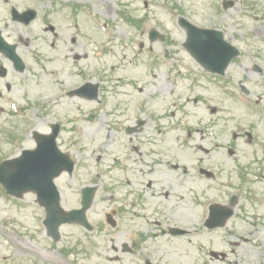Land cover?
Wrapping results in <instances>:
<instances>
[{
    "label": "rangeland",
    "instance_id": "374dc122",
    "mask_svg": "<svg viewBox=\"0 0 264 264\" xmlns=\"http://www.w3.org/2000/svg\"><path fill=\"white\" fill-rule=\"evenodd\" d=\"M230 1L233 6L224 9L223 0H67L57 3L56 13L45 14V10L54 7L47 0H0V28L10 27L6 34L12 35L17 25L9 15L11 6L19 10L29 6L38 9V19L27 28L33 35L46 30L45 25L56 26L60 33L59 41H55L54 35L48 31L47 35L41 36L43 39L39 38L33 44L36 46L38 42L46 56L44 58L53 54L51 57L54 62L42 59V64L39 65L33 61L31 53L21 50L22 47L19 51L21 55L22 52L28 53L26 57L34 67L32 72L28 71L30 78L26 84L33 90L29 92L30 98L25 96L27 102L24 105L27 109L24 112L12 113V106L8 103L10 93H3L5 85L8 82L12 84V81L0 79V93L7 95L0 96V162L8 156L18 154L22 149L32 148L34 139L30 134L33 130L47 132L49 124L59 122L63 127L59 141L61 145L72 147L75 153L83 154L76 172L78 181L73 180L74 189L70 190L65 184L62 185L65 197L70 202L67 205H78L79 185L97 175L98 167L102 168V182H111L113 178L112 183L101 188L90 215L93 224L99 227L100 223H105L106 228H97L93 233L77 226L62 229L63 242L58 245L57 251L60 252L66 246L73 248L69 259L71 264H136L132 256H120L119 261L117 257L111 256L110 241L106 240L114 238L118 244L125 241L132 231L154 233L159 229L161 232L162 228L169 225L192 226L196 213L191 208L196 203V207H202L200 200H208V195L212 196L211 199L215 198L212 182L208 184L203 181L202 192H199V186L197 193L189 190V186L195 184L194 177L188 175V172H197L195 164L201 160L205 148L203 123L216 116L214 106L217 105L221 111L220 127L226 135L231 127L227 109L238 117H241L245 109L236 101H214V97L221 94V83L236 90L245 71L250 76L255 74L252 66L254 62H259L264 70V0ZM85 4L90 8L91 20L80 11ZM78 5L81 6L77 7ZM121 12H127L140 20V27L132 25L134 23H130L125 16L123 19ZM180 16L198 26L221 29L226 38L240 50L238 61L231 64L225 76H220L215 88L212 82L216 79L205 73L207 79L203 78L202 83L198 75L189 74L191 87L181 74L177 76L178 71L189 70L190 67L196 70L183 46L186 35L179 25ZM77 27L83 29L81 33L85 36L86 47L78 42L76 47L68 41V35L78 30ZM152 28L165 34V43L159 40L150 42L147 34ZM51 41L56 43L55 47L51 46ZM68 43L73 47L74 54L63 59L62 52L64 49L68 51ZM83 50L85 59H76V55ZM165 50L168 51L169 58L165 57ZM71 72H74L73 75ZM86 74H90L94 82L100 77L99 81L105 87L103 93L107 107L104 104L100 106L97 102L79 103L77 99L62 97L64 87L71 83L72 86L80 84ZM194 76H197V81ZM259 77L264 79V72ZM249 84L263 91L258 94L260 97L254 98L259 103H264V96H261L264 88L256 81ZM40 92L39 103H28ZM18 99L24 102L23 97ZM42 101L45 102L43 105ZM118 106L123 113L127 112L126 116L121 117L137 113L148 123V119L153 118L146 125L147 128L150 127L149 133L145 132L141 140L143 156L133 155L138 159L142 158L143 164L141 167L137 164L136 168L140 171H134L135 177L129 178L133 185V191L129 190L131 193L125 192V187L119 183L120 180L127 186V179L120 171L124 156L117 162L120 169L115 165L108 166L113 164L118 154L124 153V150H118L120 140L125 144L128 139L124 126L110 130V126H113L112 114L116 113ZM177 106L179 111L175 110ZM91 111L99 113L90 122L87 117ZM164 127V136H159L156 130ZM187 127L197 130L193 135L190 132L192 137L187 133ZM151 132H154L158 141L150 139ZM12 134L16 136L13 137ZM106 134H115L119 141L114 137L108 139ZM14 139H18V143ZM190 148L199 150L196 159L187 152ZM206 153L209 154L210 151ZM157 156L166 160V166L160 162L155 168V162L151 161H156L154 157ZM147 162L152 163V169L147 166ZM204 165L208 169L214 166L213 153L204 158ZM145 170L151 173L146 175ZM150 182L152 185L148 187ZM126 199L131 204L123 207L120 214H115L113 210L125 203ZM135 211L139 212L137 216ZM43 213L37 207L33 195H27L24 200H16L7 196L0 187V264H31L30 260L40 259V250L37 249H50V240L42 225ZM109 215L115 222L114 226L107 222ZM206 237L216 248H226L222 234H207ZM18 248L20 251H16ZM147 248L155 260L162 259L166 253L164 262L167 264L169 261L171 264H192L196 254L193 238L159 235L148 240ZM239 256V251L236 255L229 252L224 260L214 258L211 264H227L229 261H236ZM244 260L242 257V264H246Z\"/></svg>",
    "mask_w": 264,
    "mask_h": 264
},
{
    "label": "flooded vegetation",
    "instance_id": "af4514ba",
    "mask_svg": "<svg viewBox=\"0 0 264 264\" xmlns=\"http://www.w3.org/2000/svg\"><path fill=\"white\" fill-rule=\"evenodd\" d=\"M55 12H57V10H54V13ZM24 28L26 27L16 25L12 35L6 34V31L8 29L10 30V27L1 30L2 35L10 44L18 45L16 49L17 52L20 51L21 47H24L23 44L26 45V43L30 42L28 41V39L27 41L24 42V40H26L25 37L29 36V34H27V31ZM30 37L31 36H29V38ZM32 37L34 36L32 35ZM55 40H58L57 35ZM68 41L70 42L71 45L76 47L78 46V43L84 44L83 47L87 46L84 41V38H81L80 41H77L76 37L72 36L71 34L70 37L68 38ZM76 41L78 43H76ZM55 45L56 43L51 41V46L55 47ZM67 48H68L67 52L65 49L62 52L64 54L63 59L65 57L68 58L71 54H74V49L72 46H69V43ZM79 54L81 55V57H77L76 55V59L82 57L85 59V56H83L85 54V50H83ZM21 56L23 58L24 54ZM44 57L46 56L43 54L40 57H35L34 59L35 61H38V59H43V60L50 59V61L52 60V62L55 61L52 59L51 56H47V58ZM2 62H7L8 64H10L12 70L11 72L6 71V75L4 76V78L6 76L18 77V75L24 77V75L28 74V71L31 72V69L28 68L26 64H25L26 71L24 70L25 71V72L23 71L24 73L20 72L16 68L14 61L10 57L8 58L4 52H0V63ZM0 67L3 66L0 65ZM4 73L5 71L3 69H0V74H4ZM71 74L73 75V72H71ZM14 77H12L13 78L12 81L14 83H18L17 79H15ZM103 90H105V87L102 86L100 83L99 100L95 102H97L98 104H104L107 107V105L105 104L106 99ZM78 99L82 100L83 103L89 102L87 99H81V98ZM258 107L259 110H255L253 112H250V110H245L240 115L241 117H238L234 112L227 109L231 127L226 135L224 134L225 131L220 127L221 119L219 117V114H216L214 119V125H212V129L216 134V136H214L213 138L217 137V140H220L217 143H213L215 146L213 150L215 173L214 172L213 173H214V180H216L215 190L217 196H220L219 187L222 186L219 182L220 181L219 176L220 175L230 176V178L227 180V188L233 192L237 189L241 190V194L236 195L238 196L239 201L235 210L234 217H237V215L244 216L247 213V211H251V214L255 216V218L253 219L254 221H256L253 224V228L262 225V223L264 222V105H259ZM114 114L112 115L114 116ZM116 114H117L116 116L120 118L121 116H126L127 113L126 112L123 113L121 107L118 106V110L116 111ZM148 120L150 121L149 123H151V121H153V118L150 117ZM129 122H131V125L129 126H133V128H127V131H131L136 135L141 134L144 131L145 126L149 124L147 120H140V118H138L137 116H135L134 118L131 117V120H129ZM128 162H130L129 159ZM135 170L136 168H134V165H132V166H128L127 172L132 177H135L134 176ZM241 175L245 176L244 183L240 181L238 184L235 185V176L239 177ZM234 195H235L234 193H232L231 195H227V200L226 201L222 200L220 203H226V204L229 203L230 199ZM260 229L261 228H259V230ZM164 232L165 231H163V233ZM256 233L258 232H254V234ZM138 235H139L138 231H132L131 235L127 238L128 241L127 242L122 241L118 243L120 247L113 248V251H115L117 254H120L121 256L130 255V254L133 255L134 253H138L139 255L146 257L144 260V263H146V260L148 258H151L149 255L150 252L147 248V245L141 242V240H143L144 238L138 237ZM111 241L115 243L114 238ZM262 244L264 245V237L262 238ZM71 252L72 250L66 249V255L64 253L62 254L65 259L64 261H62V264H71L69 260V256H70L69 253ZM166 255L167 254L164 253L162 259H157V260L152 258L151 259L155 262L163 263ZM43 257L47 260L52 261L54 264H58L59 262L57 255H52L50 253H47L43 255ZM140 262L141 259L139 261L135 260L136 264H140Z\"/></svg>",
    "mask_w": 264,
    "mask_h": 264
},
{
    "label": "water",
    "instance_id": "95a60500",
    "mask_svg": "<svg viewBox=\"0 0 264 264\" xmlns=\"http://www.w3.org/2000/svg\"><path fill=\"white\" fill-rule=\"evenodd\" d=\"M193 29L190 26V35L193 34ZM203 32L200 34V43L196 44L195 37L189 40L192 47L196 50L197 55L200 57L212 58L213 55L209 53L205 54L206 49H214V35H217L213 31H197ZM196 55V53H195ZM196 55V56H197ZM208 67L213 69L212 66L214 63H207ZM57 146L55 142V136L48 140V142L42 143L39 150L33 152H24L21 157L15 159L11 162H6L0 167V180L4 185L13 192L23 194L27 191H37L39 193L50 191L53 193V188L51 184L48 187L49 177L51 175L52 169L56 161H59V158L56 154ZM53 210L58 211V208H48L49 219L47 223H50V217ZM70 215H65L69 217Z\"/></svg>",
    "mask_w": 264,
    "mask_h": 264
}]
</instances>
